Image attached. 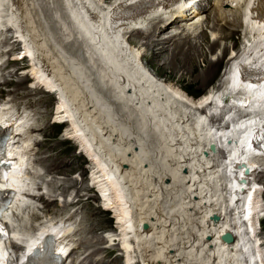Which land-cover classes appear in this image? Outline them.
<instances>
[{
    "label": "bare ground",
    "instance_id": "obj_1",
    "mask_svg": "<svg viewBox=\"0 0 264 264\" xmlns=\"http://www.w3.org/2000/svg\"><path fill=\"white\" fill-rule=\"evenodd\" d=\"M128 1L113 0L108 8H98L102 16L100 21L90 24V28L85 25L91 41H95L93 50L77 26L64 14L62 0H0V8L6 7L0 12V18L1 14L10 13L4 17L11 26L18 25V19H21L19 28L23 31L20 36L24 44L27 43V53L34 64L38 60V64L33 65L32 75L49 93L57 90L60 102L57 119L72 127L73 139L67 138L79 142V147L95 166L91 182L95 189L99 188L105 207L103 202L102 206L115 212L121 233L118 238L115 233L108 236L110 242L122 241L124 249L129 252L132 246L128 243L135 237L141 251L140 264H264V250L257 238L258 224L254 220L256 214L264 210L260 192L248 197L240 191L238 183L242 176L240 164L252 169L258 163L264 165V32L261 25L243 21L246 0H217L215 7L219 11L221 7L232 11L236 3L231 20L225 16V10L216 17V21L223 22L220 39L233 40L237 31L230 34L226 31L232 23L236 27L242 24L246 27L244 41L247 47L241 54L233 51L230 66L215 89L194 99L187 93L183 81L207 87L222 64L221 58L212 62L201 50L203 44H210L207 33L198 35L195 43L188 37L175 41L174 35L160 40L155 39V33L145 34L149 49L143 57L159 75L165 76L168 68L174 70L175 83L160 82L150 77L139 63L141 52L124 41L141 35L143 28L149 25L148 19L154 18L157 10L151 11L148 17L124 25V28L115 27L113 38L116 41L111 39L109 34L113 32L104 24L103 17L107 13L116 9L117 16L123 19L148 0L137 5ZM72 3L69 0L70 6ZM57 11L64 14L61 17L64 26L76 32L72 40L57 25L53 17ZM174 12L167 11L169 19L158 17L152 23L154 30L163 34L170 28ZM77 19L79 23V16ZM202 23L193 24L196 27L194 34L203 27ZM53 42L65 55L59 56ZM98 44L103 46L102 53L107 55H102L96 47ZM218 44L216 40L210 46L211 54ZM230 49L226 45L223 53ZM60 59H64L72 75L66 64L67 72L65 66H59L62 64ZM198 60L205 69H200ZM241 71L245 81L238 78ZM102 88L109 90L114 98H105L106 107L103 108L97 105L103 98L95 97L97 90L104 91ZM2 107L7 110L6 114L12 113L10 106ZM20 114L19 111V115L11 116V119L21 118ZM124 129L135 133L136 137L133 135L128 141L133 142L135 148L122 141L125 136L120 137V134ZM140 137L150 142L155 137L161 138L164 143L159 146L164 147L159 148L157 144L155 147L153 140L151 154L139 145ZM258 140L259 145L253 147L252 142ZM219 149L228 151L221 160L214 158L216 152L220 153ZM143 157L144 164L140 162ZM36 164H41L39 155ZM61 171L64 170H48L54 174ZM260 172L264 174L262 169L257 174L254 170L247 179L259 177ZM37 176L35 173V179ZM51 202L49 204L53 206L55 201ZM213 214L220 215L219 223L211 221ZM37 217L38 214L34 215L35 219ZM26 218L22 217V223H26ZM144 223L151 226L149 231L143 229ZM225 231L233 232L236 242L226 244L221 241ZM209 234L213 238L211 241L206 240ZM131 255L129 264L133 263Z\"/></svg>",
    "mask_w": 264,
    "mask_h": 264
},
{
    "label": "rangeland",
    "instance_id": "obj_2",
    "mask_svg": "<svg viewBox=\"0 0 264 264\" xmlns=\"http://www.w3.org/2000/svg\"><path fill=\"white\" fill-rule=\"evenodd\" d=\"M97 1L100 5H102V8H104V9L111 6V3L113 2V0H97ZM235 7H236V4H234V6H233L234 10H232L234 13H235ZM221 9L227 11V12H225L226 15L225 14L224 15L227 16V18L231 20L232 16H234V13H231L232 11L226 7H221ZM227 9H229V10H227ZM219 10L220 9L218 7L217 8L215 7L214 10L210 11V13L206 17V18H208V20L206 19L203 27L199 28V30L197 32H195V34H194L195 30L192 32H183L179 35L176 34V36L174 38V40L176 41V40H180V38H182V37L183 38L188 37L189 40L191 39L190 41L195 43L198 40L197 36L198 35L200 36L202 34V32L203 33L205 32V33H207V36L209 37L208 42L210 44L209 45L203 44L204 46L201 47L202 52L204 54L206 53L209 57V60L212 62H215L218 58L222 59V61H221L222 64L220 65V67H219L216 75L214 76L213 80L210 82V84L207 87H200L199 85L195 86V85H191V83L188 81H183V84H185L184 86L188 88V89H186L187 93L191 97H195L194 99H196V97L199 98L203 94L205 95L206 93L215 89L220 84L222 77L224 75L223 74L224 71L227 69L228 66H230L229 65V63H230L229 59L232 57L233 51L238 52V53L240 52V54L244 53V51H245V48H244V47H246L245 46L246 45L245 37H246L247 32H246V27H242V24L240 26L236 27L237 25L232 23L231 27L228 29V31H226L229 34L231 33V31H234V30L237 31L233 40L220 39L221 38L220 26L223 24V22L219 23V21H216V17H218V15L221 14V11H222V10L221 11H219ZM149 23L150 22H148V24ZM0 25L2 26V23H0ZM149 26H151V27L148 28V30H146V31H143L144 30V28H143V30H142L143 33L141 35H135L134 37H131L129 39L127 38L128 40H126V39L124 40L125 43L128 44L129 47H132L133 49L139 50L141 52V54H144V55L147 54V51L149 49V47L147 46L149 39H146L145 34H147V33L154 34L155 33L156 34L155 39L161 40L163 38H168V37L173 36V34L176 33V31H177V29H175V28L168 31L169 30V28H168L166 31L163 32V34H160L159 30H158V32H157V30H154L155 26H153V24L151 25V23L148 26L146 25L145 27L147 28ZM217 27H218V29H217ZM160 36L162 38H160ZM216 40L220 44H218L215 51L211 54L209 48L211 45H213L215 43ZM172 43H174V41ZM26 44L27 43H25V45ZM226 45L231 49L228 53L224 54L223 48ZM155 50L156 49H154V51ZM25 52L27 53V50ZM33 58H34V56H33ZM140 59H142V60H140L139 63L141 64L142 67L144 66V68H146L145 70L150 77H152L154 79L156 78V79L160 80V82H163V83L164 82H169V83L174 82L175 83L176 80L172 76L174 74V70L172 68H168L167 74L165 76H162V75L158 74L156 69L152 68V66L148 63V61L145 57L142 56V57H140ZM60 60L63 62L62 59H60ZM62 62H60V63H62ZM158 62H159V64L163 63V61H161V62L158 61ZM35 63L38 64L37 59L35 60ZM198 63L200 64L201 70L205 69V66H203L202 61L198 60ZM37 64H34L33 59L31 60V67L33 70L29 69L26 71V73H29L30 77L25 76V72H23V69L21 70L22 73L18 72V74L15 77H13V78L10 77L11 82H10V84H8V90H11L12 93L15 91L14 92L15 94L13 93L15 97L21 96V101H23L24 103H27V102L32 103L33 107H35V109L39 113H42V115L48 113L49 117H50L51 113L55 110V108H56V111L58 109V105L60 104L59 96L56 94H50L45 89H42V88L34 89V90L30 89L31 88V86L29 85L30 78L33 77L32 72H34L33 65L36 66ZM16 65H18V67H25V66L27 67V60H24L22 63H16ZM60 65H62V67H63V64H59V66ZM64 68H66V67H64ZM15 69L16 68H13L12 71H14ZM178 76H176V78ZM24 79H26V81H25V83H22V80H24ZM35 83H37V81ZM36 85H38V83ZM38 87H41V86L38 85ZM27 91H30V92L27 93ZM24 94H26V95H24ZM9 96L12 98L13 95H9ZM24 96H29V97H24ZM5 97H8V96L6 95ZM14 104H17V103H14ZM26 106H27V108H31L30 106H32V105L28 104ZM10 107L12 108L11 110L13 111L14 105H12V106L10 105ZM132 107H133V105L131 106V108ZM27 108H25V109H27ZM39 115L41 116V114H39ZM56 116H57V114H56ZM171 123H173V122L171 121ZM36 126L41 127L42 129L36 128V130H39L42 132H43V128H44V130L47 128L46 125L43 126L40 123L37 124ZM120 128L122 129V127H120ZM62 130H63V127H60L59 129H57L56 127L51 128V130L48 133V136H46V139L48 140V143L56 144L59 147V150L65 149L67 147L70 151L69 154L62 155V159H66V160H69L71 162L70 168L67 170H64L65 172L61 171L60 173H56V174H58V179L60 180V185L62 184L63 186L68 187L69 191L67 188L63 187L62 191L64 193V190H65V195H64L65 197L64 198L59 197V200L57 201V203L52 204L53 206L51 209H53V210H51L50 212H43V211L39 210V208L32 209L28 213L25 212L24 213L25 218L27 216L26 219L29 220V223H28V220L26 221V223L30 224L33 222V224H35L34 222L36 220H37L36 221V223H37V222H41L45 219H49L51 216L53 217L54 216L53 214H55L58 210H59L58 212H63V211L65 212V210H67L69 207L74 205L75 200H76V202L79 201L80 203H82L81 205H83V207H84L81 210L82 212H84L81 227L87 228V230L89 232L87 243L92 248H94L98 251H102L109 256V259L104 264H129L128 261H129L131 253L133 254V256L131 255L133 257L132 262L136 263V264H140L139 259H140L141 251H140L139 247H138L139 249L137 248V244L135 243V240H136L135 237H134V239L131 238L130 242L128 243V244H131V246H132V250L129 252H127L124 249L125 247H123L122 241L121 242L118 241L115 243L109 241L110 239L108 238V236H110L112 234L114 235V233H115V235L117 236L116 238H118V235L121 234L118 227H117L118 226L117 225L118 220L116 219V217L114 215L115 212H113V211L108 212L105 209H103L104 202H103V199H101V193L99 191V188L97 187L95 189L96 186L93 184V182H91L92 178H93V174L96 171L94 168L95 166L92 164V162H91L90 158L87 156V154L85 152H84L85 154L81 152L82 150L79 147L80 143L75 141V140L70 141V139L67 138V137L72 138V136L70 134L72 132V127H68V125H67L66 131H65V128L63 131ZM64 131H65V133L63 134ZM122 131H124V132H122ZM122 131H121L122 134L119 133L120 137L125 136V137L121 138L122 141H127V142L131 141L132 136L135 133L132 132L133 133L132 134L130 132V130H128V129H124ZM60 132H62V133L59 134ZM107 136H109V135H107ZM134 136L136 137V135H134ZM53 137H56L55 138L56 142H51V139ZM156 138L157 137H155L153 139L155 147L157 145L159 148L164 147L162 145L159 146V144L164 143L163 140L161 138H159V139H156ZM139 139L142 143V144L139 143V145H141L142 148L147 149L152 154L153 153V151H152L153 145L151 143L153 140L150 142V141L144 139L143 137H140ZM57 141H58V143H57ZM155 141H156V143H155ZM133 144H134L133 142L132 143L128 142V146H132ZM132 147L135 148L134 145ZM39 148H40V150H42L41 147H39ZM125 150L127 153H129L127 148H125ZM147 150H142V152L143 151L146 152ZM214 151H217V148ZM219 152L220 153H218V154L216 152L214 158H216V159L220 158L219 160H221L223 156H227L225 154H228L227 150L219 149ZM139 155H141V154H139ZM216 155H217V157H216ZM144 158L145 157L140 158V162H142V164L145 163ZM214 158H213V161L215 162L216 159H214ZM57 161H58V159H57ZM123 161H125V160H123ZM123 164H127V163L124 162ZM132 164H133V162H132ZM259 164L260 163H258V165ZM67 166H68V163H66V167ZM36 167L39 168L38 166H36ZM91 169H92V171H91ZM262 170L264 171V169H262ZM38 172L36 171V174L38 175L36 177V179H38V180L43 179V174L41 173L42 171H38ZM260 173H259V177L257 176V179L258 180L260 179L262 181V183L264 184V174L262 172H260ZM49 174L56 175L54 173H49ZM130 175H131V173H130ZM133 175L134 174L132 173L131 176L134 177ZM135 175H137V174L135 173ZM91 184H93V185H91ZM66 196L68 197V200H67ZM52 199H55V198H52ZM263 199H264V194H263ZM102 202H103V206H102ZM262 203L264 205V202H262ZM63 204L66 205L65 208H64ZM263 208H264V206H263ZM60 210H62V211H60ZM37 214H38V217L35 219L34 215H37ZM261 214L264 215V210L261 212ZM260 224H261L260 230H259V227L257 226V230H258L257 238H258V240H260L259 242H260V244L264 250V220H261ZM90 255H92V254H90ZM90 255H89V258L91 257ZM141 262H143V261H141Z\"/></svg>",
    "mask_w": 264,
    "mask_h": 264
},
{
    "label": "water",
    "instance_id": "obj_3",
    "mask_svg": "<svg viewBox=\"0 0 264 264\" xmlns=\"http://www.w3.org/2000/svg\"><path fill=\"white\" fill-rule=\"evenodd\" d=\"M243 165H245V166H243L244 169H245V173H246L247 175H249L250 172H251V169H250L246 164H243ZM240 182H242V183L245 184V183H246V180H245V179H240ZM211 219H212V221H213L214 223H217V222H219V220H220V216H218V215L215 214L213 217H211ZM144 226H145V229H148V228L150 227L148 224H144ZM221 239H222L223 242H225V243H227V244H231V243L234 242V236H233V234H232L230 231H227L226 233H223V234L221 235ZM206 240H207V241H211V240H212V236L209 234V235L206 237Z\"/></svg>",
    "mask_w": 264,
    "mask_h": 264
}]
</instances>
